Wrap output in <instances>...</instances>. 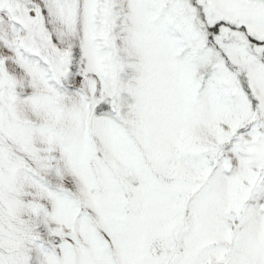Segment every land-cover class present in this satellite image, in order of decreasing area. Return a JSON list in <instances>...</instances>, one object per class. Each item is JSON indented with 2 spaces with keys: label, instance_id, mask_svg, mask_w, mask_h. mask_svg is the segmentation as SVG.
<instances>
[{
  "label": "snow or ice",
  "instance_id": "snow-or-ice-1",
  "mask_svg": "<svg viewBox=\"0 0 264 264\" xmlns=\"http://www.w3.org/2000/svg\"><path fill=\"white\" fill-rule=\"evenodd\" d=\"M0 264H264V0H0Z\"/></svg>",
  "mask_w": 264,
  "mask_h": 264
}]
</instances>
